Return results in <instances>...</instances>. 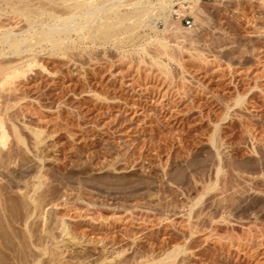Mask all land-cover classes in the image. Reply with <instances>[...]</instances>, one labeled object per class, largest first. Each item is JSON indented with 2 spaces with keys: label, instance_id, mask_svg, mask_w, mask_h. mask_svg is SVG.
Returning <instances> with one entry per match:
<instances>
[{
  "label": "rangeland",
  "instance_id": "rangeland-1",
  "mask_svg": "<svg viewBox=\"0 0 264 264\" xmlns=\"http://www.w3.org/2000/svg\"><path fill=\"white\" fill-rule=\"evenodd\" d=\"M180 1L181 31L145 17L108 43L73 34L75 49L0 99L4 263L45 243V226L55 249L42 264H264V0H202L192 14ZM32 181L38 211L23 196Z\"/></svg>",
  "mask_w": 264,
  "mask_h": 264
},
{
  "label": "bare ground",
  "instance_id": "bare-ground-1",
  "mask_svg": "<svg viewBox=\"0 0 264 264\" xmlns=\"http://www.w3.org/2000/svg\"><path fill=\"white\" fill-rule=\"evenodd\" d=\"M97 1L98 0H0V99L16 97L14 96V92L20 90L18 86L31 82L29 77L27 78L26 76L29 72H32V70L34 71V68L36 69V67H39V69L47 71L46 66L42 62L43 57L53 58V56L55 57L57 54H66L68 51L75 49L73 34L82 37L84 40L90 39L94 42L95 39L99 38L101 41L107 42L119 34L116 29L123 25L125 21L133 19L131 23V27H133L143 23V18L145 17L163 21L165 25L163 29H158L154 24L156 22L153 23L154 25L152 23L148 24L149 22L147 25L145 22V25L154 32H158L157 29L160 30L161 33H172V31L176 32L175 30H179V27H177L175 23L178 21L176 20L178 19L176 16L178 17L179 15V10L177 11L174 9L177 4L175 0H130L129 2L126 0H106L99 5L96 4ZM201 1L202 0H181L179 3L181 10L183 9L182 11H190L192 14L198 12L199 9L196 4ZM123 6L132 7V10L122 13L120 9ZM180 15L182 16V14ZM181 16L179 17L181 18ZM110 18H113L115 23H107L105 21L93 28V25L99 20H108ZM23 21L26 25L24 24V26H19V29H16L18 24ZM127 28H130V26L126 27V29ZM165 35H163V37L155 35L154 38L164 52L167 48H170L166 40L167 35ZM43 44L48 45V48H50L49 52H46L48 48H44V46H42ZM17 82L19 84H16ZM9 118L10 114H8L7 111L4 110L0 112V157L1 154H3V148L7 145L9 137L6 131V121H8ZM15 127L16 126H14L13 130L18 142L26 144V140L24 141L22 137L23 134ZM30 130L34 134L36 140L35 145L41 144L42 139L40 135L43 131L33 130V128ZM42 176L37 175L35 178H40ZM32 182V187L29 190L27 189V191L21 192H24L23 196L27 198L25 200H30L28 202H31L33 205L31 203L28 204L33 206L32 209L34 208L36 211L41 205L39 189L42 186V181ZM64 223L65 222L62 224L64 225ZM44 227L42 232L47 235L46 242L43 240L45 242L43 243L40 239H32L26 246L21 245L24 247L22 249H24L26 253L28 251L26 255V258H28H24L22 262L18 260L19 262L16 264H42V257L52 252L53 236L52 233L48 231L49 228L47 227V230L44 229ZM68 230L65 225L61 228L65 236L69 234ZM34 231H32V228L29 226L28 233L30 238L33 237ZM44 237L41 238L45 239L46 237ZM56 245L55 247H57ZM16 250L17 249H15V252ZM171 255L172 253H168L164 260H167ZM59 256L57 255L56 257L55 255L56 258ZM54 258L53 260H55ZM59 260L60 259L57 261ZM161 261L163 262V260L140 261V264H161ZM5 263L0 259V264Z\"/></svg>",
  "mask_w": 264,
  "mask_h": 264
},
{
  "label": "built area",
  "instance_id": "built-area-1",
  "mask_svg": "<svg viewBox=\"0 0 264 264\" xmlns=\"http://www.w3.org/2000/svg\"><path fill=\"white\" fill-rule=\"evenodd\" d=\"M182 22H184L185 23V25L188 27V28H192L193 27V24H192V21H191V19L190 18H183L182 19Z\"/></svg>",
  "mask_w": 264,
  "mask_h": 264
}]
</instances>
